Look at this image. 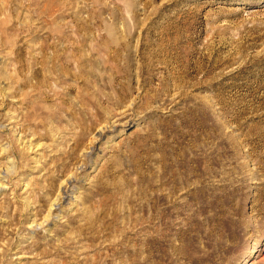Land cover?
<instances>
[{"label": "rangeland", "instance_id": "obj_1", "mask_svg": "<svg viewBox=\"0 0 264 264\" xmlns=\"http://www.w3.org/2000/svg\"><path fill=\"white\" fill-rule=\"evenodd\" d=\"M0 264H264V0H0Z\"/></svg>", "mask_w": 264, "mask_h": 264}, {"label": "bare ground", "instance_id": "obj_2", "mask_svg": "<svg viewBox=\"0 0 264 264\" xmlns=\"http://www.w3.org/2000/svg\"><path fill=\"white\" fill-rule=\"evenodd\" d=\"M57 62V61H56ZM53 65H54V63H53ZM82 65V64H81ZM41 67V66H40ZM68 67V66H67ZM53 70V69H52ZM54 70H55V68H54ZM38 71L36 70L35 71V73H37ZM56 77V76H55ZM37 98H39L40 99V96H38ZM31 102V101H30ZM35 102V101H34ZM31 105V104H30ZM36 116V115H35ZM35 116H34V118H35ZM30 117V116H29ZM29 121H31V120H29Z\"/></svg>", "mask_w": 264, "mask_h": 264}]
</instances>
